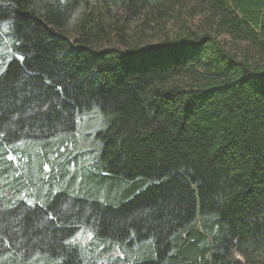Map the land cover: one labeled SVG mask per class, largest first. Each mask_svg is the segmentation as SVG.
<instances>
[{
	"label": "trees",
	"instance_id": "1",
	"mask_svg": "<svg viewBox=\"0 0 264 264\" xmlns=\"http://www.w3.org/2000/svg\"><path fill=\"white\" fill-rule=\"evenodd\" d=\"M104 259L264 264V0H0V264Z\"/></svg>",
	"mask_w": 264,
	"mask_h": 264
},
{
	"label": "rangeland",
	"instance_id": "2",
	"mask_svg": "<svg viewBox=\"0 0 264 264\" xmlns=\"http://www.w3.org/2000/svg\"><path fill=\"white\" fill-rule=\"evenodd\" d=\"M77 238L80 239L83 243H88L91 239V235L82 231L77 232ZM106 264H112V259H104ZM120 261H118V264Z\"/></svg>",
	"mask_w": 264,
	"mask_h": 264
},
{
	"label": "snow or ice",
	"instance_id": "3",
	"mask_svg": "<svg viewBox=\"0 0 264 264\" xmlns=\"http://www.w3.org/2000/svg\"><path fill=\"white\" fill-rule=\"evenodd\" d=\"M20 59H23V57H20Z\"/></svg>",
	"mask_w": 264,
	"mask_h": 264
}]
</instances>
